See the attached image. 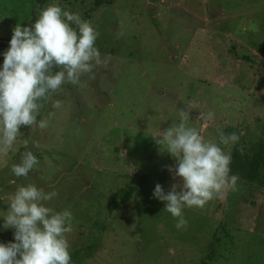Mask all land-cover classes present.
<instances>
[{
    "label": "rangeland",
    "instance_id": "1",
    "mask_svg": "<svg viewBox=\"0 0 264 264\" xmlns=\"http://www.w3.org/2000/svg\"><path fill=\"white\" fill-rule=\"evenodd\" d=\"M40 1L0 0V38L11 39L16 24L33 23L52 2ZM59 3L96 27L107 64L42 101L37 119H48V128L22 129L0 153V214L17 186L32 182L55 189L50 206L73 214L72 264H201L216 237L209 264H264V0ZM181 111L206 139L218 142V130L239 136L222 145L238 180L203 208L184 209L187 223L177 227L153 191L182 180L153 136L179 123ZM29 149L39 165L15 177L11 166ZM129 186L130 202L110 212Z\"/></svg>",
    "mask_w": 264,
    "mask_h": 264
},
{
    "label": "clouds",
    "instance_id": "2",
    "mask_svg": "<svg viewBox=\"0 0 264 264\" xmlns=\"http://www.w3.org/2000/svg\"><path fill=\"white\" fill-rule=\"evenodd\" d=\"M98 35L89 20L64 9L59 0L43 7L33 23L16 24L7 50L0 53V153L14 148L23 128H48V119H37L42 101H49L65 83L78 84L95 66H106L108 58L101 57L95 43ZM52 108L61 109V101H53ZM204 119L211 120L212 113ZM202 131L181 111L179 123L153 136L161 151L177 162L169 172L182 180L167 193L159 183L153 191V197L164 202L163 210L178 218L177 227L187 223L184 209L203 208L237 184L238 177L231 174V151L222 145L235 144L239 136L218 130L217 142L206 139ZM22 143L27 148L29 140ZM38 165L29 149L12 164L11 172L27 178ZM57 195L55 189L46 191L32 182L17 186L6 214H0V230L13 229L12 240L0 241V264H72L68 235L73 232V214L50 206Z\"/></svg>",
    "mask_w": 264,
    "mask_h": 264
},
{
    "label": "trees",
    "instance_id": "3",
    "mask_svg": "<svg viewBox=\"0 0 264 264\" xmlns=\"http://www.w3.org/2000/svg\"><path fill=\"white\" fill-rule=\"evenodd\" d=\"M104 0H96V3L97 5H101L102 2ZM43 2L44 0H41L38 5L39 6H42L43 5ZM9 40H5V39H2L0 38V53H3L5 50H7L9 44L7 42H9ZM3 61V56L0 55V63H2ZM25 129V128H23ZM135 192V187L134 186H129V187H126V188H122L120 190V199L119 200H115L114 202H111L109 204V211L112 212L115 208H117L119 205L121 204H125V203H128L130 202V200L132 199L133 197V194ZM224 229V224H221V227L218 229V232H217V236L220 234L221 231H223ZM13 239V229L11 230H6V231H0V241H4V242H7V241H10ZM217 243H219V237H216L212 243L210 244V251H209V254L207 255V257L202 261L201 264H209L210 260L212 261L213 258L215 257V248H216V245Z\"/></svg>",
    "mask_w": 264,
    "mask_h": 264
},
{
    "label": "water",
    "instance_id": "4",
    "mask_svg": "<svg viewBox=\"0 0 264 264\" xmlns=\"http://www.w3.org/2000/svg\"><path fill=\"white\" fill-rule=\"evenodd\" d=\"M191 114L197 118H200L201 117V114L200 113H197V112H191ZM177 167V164L173 167V171L175 170V168Z\"/></svg>",
    "mask_w": 264,
    "mask_h": 264
}]
</instances>
